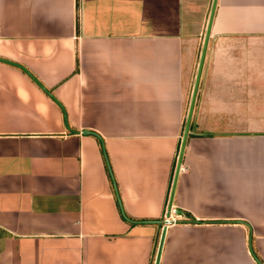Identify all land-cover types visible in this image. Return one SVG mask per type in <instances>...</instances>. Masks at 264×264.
<instances>
[{"label":"crops","instance_id":"0c3cea01","mask_svg":"<svg viewBox=\"0 0 264 264\" xmlns=\"http://www.w3.org/2000/svg\"><path fill=\"white\" fill-rule=\"evenodd\" d=\"M210 4L0 0V264L153 263ZM171 205L157 264H264V0L215 1Z\"/></svg>","mask_w":264,"mask_h":264},{"label":"water","instance_id":"95a60500","mask_svg":"<svg viewBox=\"0 0 264 264\" xmlns=\"http://www.w3.org/2000/svg\"><path fill=\"white\" fill-rule=\"evenodd\" d=\"M215 1L216 0H211L209 12H208V16H207V20H206V24H205V29H204V33H203V38H202V42H201V47H200V51H199V56H198V60H197L196 70H195V74H194V78H193L190 97H189L187 109H186L185 116H184V122H183V126H182L181 136H180L178 147H177V153L175 156L172 176H171L168 195H167L166 210H165L166 216L168 215V211H169L170 206H171L172 195H173V191H174L176 177H177V173H178V170L180 167L184 143H185V139H186L187 132H188L192 107H193V103H194V99H195L196 89H197V85H198V80H199V76H200V71H201V67H202V62H203V58H204V53H205V49H206L208 35H209V31H210V25H211V21H212V14L214 11ZM82 132H86V130L83 129ZM175 213L181 214L182 211L180 209H175ZM145 221L146 222H156V220H145ZM161 223L162 224H161L159 237H158V241H157V245H156L155 254H154L152 264L158 263L160 249H161V245H162V240L164 237L166 223L164 222L163 219H162Z\"/></svg>","mask_w":264,"mask_h":264},{"label":"built area","instance_id":"2783aa9c","mask_svg":"<svg viewBox=\"0 0 264 264\" xmlns=\"http://www.w3.org/2000/svg\"><path fill=\"white\" fill-rule=\"evenodd\" d=\"M165 210H166V203L164 206V210H163V215H162V219L164 220V222L167 224L169 222H174L176 221V213H175V208L173 207V205L170 206V209L168 211V215H165Z\"/></svg>","mask_w":264,"mask_h":264},{"label":"trees","instance_id":"16d2710c","mask_svg":"<svg viewBox=\"0 0 264 264\" xmlns=\"http://www.w3.org/2000/svg\"><path fill=\"white\" fill-rule=\"evenodd\" d=\"M22 68V70H24L26 73H28L29 75H31L32 76V74L28 71V70H26L24 67H21ZM33 79H34V77H33ZM52 96V95H51ZM53 97V96H52ZM57 103H58V101H56ZM59 104V103H58ZM60 105V104H59ZM62 107V106H61ZM63 109V108H62ZM63 116H64V121H65V111H64V109H63ZM255 256V255H254Z\"/></svg>","mask_w":264,"mask_h":264}]
</instances>
